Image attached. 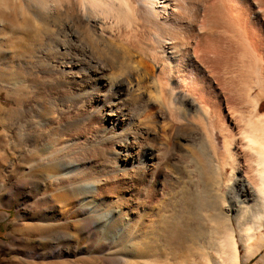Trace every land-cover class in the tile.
Instances as JSON below:
<instances>
[{"label": "bare ground", "instance_id": "obj_1", "mask_svg": "<svg viewBox=\"0 0 264 264\" xmlns=\"http://www.w3.org/2000/svg\"><path fill=\"white\" fill-rule=\"evenodd\" d=\"M77 9L76 22L94 44L104 49L125 38L141 59L123 69L118 52L94 57L71 23L55 22L51 71L65 88L48 118L79 110L62 128L83 120L88 132L70 145L55 140V127L46 131L45 155L28 172L39 173L44 161L50 174L43 180L66 181L71 208L85 220L95 224L105 214L109 226L98 231L112 234L116 246L145 232L131 225V215L138 205L139 218L152 213L136 186L146 179L164 196L154 212L159 249L176 252L186 243L206 264L250 262L264 247V0H80ZM75 155L96 162L70 161ZM184 160L196 173L193 193L181 191ZM42 225L39 235L58 230Z\"/></svg>", "mask_w": 264, "mask_h": 264}, {"label": "rangeland", "instance_id": "obj_2", "mask_svg": "<svg viewBox=\"0 0 264 264\" xmlns=\"http://www.w3.org/2000/svg\"><path fill=\"white\" fill-rule=\"evenodd\" d=\"M40 1L44 2L43 6L40 5ZM79 6L80 0H56V2L55 0H0V264H206L204 257L192 254L185 247L186 243L176 252L159 249L160 242L154 236V230L158 226L154 212L157 211V204L162 208L160 198L164 196L162 191H156L155 186L148 180L145 179L136 186L138 190L140 189L142 197L146 198L144 204L145 206L148 204L152 213L148 210V214L145 213L139 218V209L142 207L138 205L131 215V225H137V229L143 228L142 230L147 233L127 237L126 241L123 237V243L116 246L112 243L114 239L112 234L98 231L102 224H105L104 229L109 226L105 214L95 224L91 219L85 220L84 214L77 213L71 208L72 202L68 200L74 197L70 191H67L69 187L66 181H62L63 184L60 183V186L57 185L58 183L54 186L56 182L52 179L43 180V177L50 174L48 165H45L44 161H42L44 164L39 162V173L33 175L28 172V167L33 165L32 167L36 168L38 160L45 155L41 144L45 141L43 136L46 131L55 127L57 130L56 134L54 132L55 140L70 145L73 141H82L88 132L84 128L86 122L83 120V125L80 122L79 127L72 128L73 130L66 129V131L62 128L65 121H75L74 117L78 118L77 115L81 113L79 110H71L69 116L67 115L69 119L66 116L56 117L54 122L48 118L56 114V108L59 107L57 105L62 103L60 99L65 88L64 84H59L55 78L57 76L52 73L50 64L51 61L56 60L55 49L59 44L55 32H52L56 23H71V28L78 31L79 40L88 50H92L90 53L94 57L116 56L118 52L120 53L118 60L123 69L130 61L137 62L141 59L140 51L135 50V52L130 45L131 42L125 38L123 41H112L104 49L94 44L88 29L82 23L76 22V10ZM77 23L79 26L75 25ZM61 45L64 46L66 43L61 42ZM120 56H125L127 59H121ZM150 82L151 79L147 78L145 85L152 90ZM60 87H63L62 91ZM261 101L263 102L261 109L264 110V98ZM149 107L147 110L151 112L155 106L152 104ZM213 140L217 152L221 153V141L218 138ZM186 143L182 142V145L190 149L191 146ZM81 156L73 157L70 161L84 160L86 165L96 162L89 158V155L82 158ZM189 162L188 160L183 162L185 170L189 171L184 170L186 173L184 183L183 186L181 185L182 190L180 185L179 189L193 193L195 182L192 181H195L196 173L190 171L193 165ZM62 163H67V160L63 159ZM37 180L44 184L34 185L33 182L37 183ZM160 212L162 210L158 212L162 216ZM149 218H152L156 224L149 223ZM159 219L161 221L163 217ZM200 223L204 222L200 220ZM44 224L56 225L58 230L39 235L38 227L45 226ZM116 227H119L116 223L111 226L112 233L116 231ZM237 246L240 255L243 250L240 244ZM263 256L264 247L246 264H264Z\"/></svg>", "mask_w": 264, "mask_h": 264}, {"label": "trees", "instance_id": "obj_3", "mask_svg": "<svg viewBox=\"0 0 264 264\" xmlns=\"http://www.w3.org/2000/svg\"><path fill=\"white\" fill-rule=\"evenodd\" d=\"M262 103H263V102L261 101L260 104H259V106H258V108H259L258 110H259V111H264V110L261 109V105H262Z\"/></svg>", "mask_w": 264, "mask_h": 264}]
</instances>
